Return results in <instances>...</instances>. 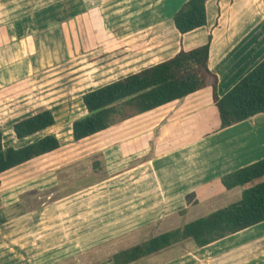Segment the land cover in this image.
Wrapping results in <instances>:
<instances>
[{
    "label": "crops",
    "instance_id": "crops-1",
    "mask_svg": "<svg viewBox=\"0 0 264 264\" xmlns=\"http://www.w3.org/2000/svg\"><path fill=\"white\" fill-rule=\"evenodd\" d=\"M185 1L0 0V130L4 147H20L46 134H55L61 142L57 150L0 174V212L7 218L0 225V264H80L79 250L86 243L83 240L100 228H97L96 214L88 207L100 199L91 194L80 200L85 195L81 192L83 188L65 196L59 193L49 201L46 192L49 185H60L62 190L66 182L59 172L101 150L106 160L119 159L120 183L127 192L135 188V194H142L144 186H139L145 184L143 179L147 177L152 191L155 188L154 192H158L155 185H161L164 194L172 200L181 199L190 192L199 200H209L215 196L214 190L218 186L220 194L235 195L236 200L241 198V188L228 190L221 178L264 157L263 114L219 129L213 97L212 103L200 99L203 89L155 110L121 120L119 132H113L114 125L75 142L72 123L86 115L87 110L82 103L81 112L69 116L62 105L70 104L73 96H68L67 100L63 99L62 92L59 98L54 96L63 89V64L82 53L90 55L89 39L96 29L105 39L117 33L115 30L119 26H126L124 29L131 26L129 30L139 35L138 41L147 44L155 27L168 25L175 29L172 18ZM207 14L206 28L183 34V37L199 32L202 43L208 34L212 35L210 68L218 76L217 92L221 97L264 58V0H208ZM72 24L79 33L83 32L82 45L76 51L71 49L67 39V26ZM95 25L97 28L94 29ZM185 43L186 40L181 45ZM181 45L170 55L177 53ZM210 80L212 86L213 80ZM88 81L84 84L87 87L79 92L81 102L82 95L96 87L89 86ZM70 86L71 83L67 88H74ZM206 108H211L214 120L210 129L203 127L193 137L186 133L190 132L188 128L177 130L188 112ZM44 109L53 110L55 125L18 139L13 124L33 111L37 113ZM65 119L70 123L66 138L59 125L60 120ZM98 135H103V145L102 140L95 138ZM83 143L88 144L87 149L80 147ZM220 152H226L222 159H232L217 164L213 160L207 161L206 156L211 158V154ZM111 181L114 180L107 179L104 184L94 182L95 185L88 188L95 189L97 184V188H110L115 184ZM157 195L156 200L160 199V192ZM44 196L46 200L34 204L33 200L37 202V198L41 200ZM81 216L84 217L82 221ZM178 244L160 252L169 251ZM90 246L94 248L95 243L87 244ZM173 263L264 264V222L206 246H195L166 264Z\"/></svg>",
    "mask_w": 264,
    "mask_h": 264
},
{
    "label": "trees",
    "instance_id": "trees-1",
    "mask_svg": "<svg viewBox=\"0 0 264 264\" xmlns=\"http://www.w3.org/2000/svg\"><path fill=\"white\" fill-rule=\"evenodd\" d=\"M207 1L186 0L172 18L174 28L187 34L207 26ZM212 35L192 48L122 76L82 95L87 114L72 123L73 141L105 131L121 120L155 110L205 89L212 79V97L224 129L255 115H264V58L223 96L218 76L210 68ZM52 109H44L13 124L18 139L55 125ZM61 147L55 134H46L20 147H4L0 130V174ZM101 162L95 160L94 168ZM226 189L240 187L241 198L179 227L114 253L105 264H132L175 244L191 241L203 247L264 222V157L222 176ZM7 218L0 212V225ZM103 263V264H104Z\"/></svg>",
    "mask_w": 264,
    "mask_h": 264
},
{
    "label": "rangeland",
    "instance_id": "rangeland-1",
    "mask_svg": "<svg viewBox=\"0 0 264 264\" xmlns=\"http://www.w3.org/2000/svg\"><path fill=\"white\" fill-rule=\"evenodd\" d=\"M93 27L95 29L97 25ZM125 27L119 26L115 30L117 33L111 34L105 39L103 37L101 38L98 34V29H96V33L89 39V44L91 45L90 55L84 56L82 53L80 56H76L75 59L72 57L71 60L73 61L70 60L68 64H63L61 75L64 78L63 89H60V92H57L54 96L59 98L61 92L64 100H67L68 96H73L70 99L71 101H69L70 104L68 103L69 105H62V107L66 108L65 112L69 116L81 112L82 102L81 98H79V92L87 87L84 84L88 80L90 81L87 84L89 86H96L94 87L96 89L99 84L109 83L122 76L136 72L149 63L157 62L166 56V58L170 57V54L176 51L185 40V45H181V47L191 48L201 42L200 37L202 36L200 35L202 33L198 32L192 33L184 38L183 34L180 36L171 26L161 25L153 29V32L147 38L148 43L146 44L138 41L137 38L139 35H136L135 31L129 30L132 29L131 26L127 29H124ZM204 28L206 27L202 29ZM67 32V39L71 49L74 51L79 50V47L82 45L81 36L83 32L79 33L75 28V24L68 25ZM120 36L127 38L121 40L119 38ZM193 43L196 44L194 45ZM70 83V87H74L73 89L67 88ZM75 85L78 87L76 88ZM200 99L201 101H206V103H212L211 80L208 82L204 91H202ZM214 109L216 110L215 107ZM34 113L35 111L31 112L30 115ZM213 122L211 108H206L200 112L191 111L188 112L183 124L179 125L177 130L188 128L190 132L186 133H189L190 137H193L194 135H198L202 130L200 132L198 131L203 127H209L210 129ZM118 123L114 124L115 127H112L113 132H119ZM69 124V120L67 119L60 120L59 122L61 133H64V138L68 135ZM102 136L98 135L95 138H99L97 141L102 140L103 145ZM87 145L83 143L80 147L87 149ZM225 153L211 154V158L206 156V159L207 161L213 160L212 162L216 164L217 162H228L232 158L222 159V155ZM95 160L101 162L100 166L96 169L93 166ZM120 172L121 164L119 159L111 158L106 160L103 155V150H101L93 155L83 157L81 163L75 162L68 168L63 169L61 173L59 172V176H62L66 182L62 186V190L60 189V185L51 187L49 185V190L46 192L48 201L59 196V193H63L65 196L71 193L72 190L75 192L79 188H83L81 192L85 194L80 197V200L84 196L86 197L91 194H94L96 199H100L95 201L93 206L88 207L92 211V214H96L95 220L97 228H100L93 234H90L89 238L83 240L86 243H83L85 245L79 250L80 264H103L114 253L122 249L147 240L149 237L160 232L179 227L196 217L205 215L215 208L219 209L227 206L238 199L235 198V195L220 194V187L217 185L218 189L214 190L216 192L215 196L209 200H199L197 199V195L191 192L181 199L172 200L164 194L161 185H155L158 187V192H154L155 188L152 191L151 183H147L151 181L147 177L143 179V182L145 180V184L139 186L140 188L144 186L142 194H135V188L128 190L131 192L129 193L126 191L125 186L120 183ZM107 179L114 180L111 182H115L114 186L112 185L110 187L111 189L107 187L97 188L100 182L104 184V181ZM94 182L98 183L96 188L89 189L88 186L95 185ZM212 186L216 187L215 185ZM203 190L205 188L201 191L203 192ZM209 191L210 185H208L207 192ZM159 192L160 199L156 200ZM135 196L138 197L136 200L134 199ZM151 197L154 200H150ZM37 199V202L33 200L35 205L39 202L42 203L46 200V197L44 196L41 200L39 198ZM83 218L81 216L80 220L82 221ZM92 240L93 242H91ZM91 243H95L94 248L91 246V248L87 247V244L89 246ZM193 247H195L193 242L185 241L171 248L169 251L166 250L155 255H150L132 264H166L171 259L186 254Z\"/></svg>",
    "mask_w": 264,
    "mask_h": 264
}]
</instances>
